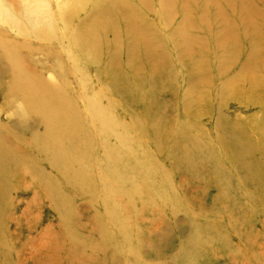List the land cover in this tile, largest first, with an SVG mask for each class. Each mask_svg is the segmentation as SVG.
I'll use <instances>...</instances> for the list:
<instances>
[{"label":"rangeland","instance_id":"obj_1","mask_svg":"<svg viewBox=\"0 0 264 264\" xmlns=\"http://www.w3.org/2000/svg\"><path fill=\"white\" fill-rule=\"evenodd\" d=\"M0 264H264V0H0Z\"/></svg>","mask_w":264,"mask_h":264},{"label":"bare ground","instance_id":"obj_2","mask_svg":"<svg viewBox=\"0 0 264 264\" xmlns=\"http://www.w3.org/2000/svg\"><path fill=\"white\" fill-rule=\"evenodd\" d=\"M0 157L2 158L3 156L0 155ZM7 168H8V165L4 161H1L0 162V177L4 176L7 173V171H5V169H7ZM0 227H1V225H0ZM3 243H4V237H3V234H2L1 228H0V247H2V245H4Z\"/></svg>","mask_w":264,"mask_h":264}]
</instances>
